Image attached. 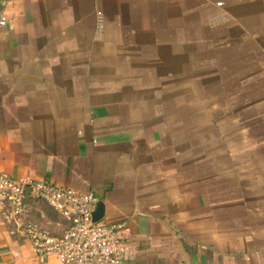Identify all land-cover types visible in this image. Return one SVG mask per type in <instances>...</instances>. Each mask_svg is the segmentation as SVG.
Segmentation results:
<instances>
[{"label":"crops","instance_id":"crops-1","mask_svg":"<svg viewBox=\"0 0 264 264\" xmlns=\"http://www.w3.org/2000/svg\"><path fill=\"white\" fill-rule=\"evenodd\" d=\"M0 15V173L95 194L125 224L126 264H264V135L233 144L224 125L264 122V0H11ZM207 117L203 169L184 137ZM0 264H42L1 215Z\"/></svg>","mask_w":264,"mask_h":264},{"label":"built area","instance_id":"built-area-1","mask_svg":"<svg viewBox=\"0 0 264 264\" xmlns=\"http://www.w3.org/2000/svg\"><path fill=\"white\" fill-rule=\"evenodd\" d=\"M10 2L0 0V5L5 8ZM6 21L0 15L1 27ZM30 200L46 203L64 219L62 234H51L27 220ZM98 201L93 193L81 194L49 181L18 180L0 173V215L30 241L42 264L51 257L59 264H126L134 259L136 251L124 235V223L92 222Z\"/></svg>","mask_w":264,"mask_h":264},{"label":"rangeland","instance_id":"rangeland-1","mask_svg":"<svg viewBox=\"0 0 264 264\" xmlns=\"http://www.w3.org/2000/svg\"><path fill=\"white\" fill-rule=\"evenodd\" d=\"M195 99V98H194ZM193 108V113H198V112H203L199 107H190V109ZM202 109H204V112L207 113V107H201ZM196 109L200 110V111H196ZM186 110H188V108H186ZM199 114V113H198ZM208 114V113H207ZM206 114V115H207ZM252 113L250 112V121L249 122H244L242 123L241 125V122L239 120H234V121H231V122H228L227 124H224L225 127L227 128H231L232 127V130L228 133V135H230L231 132H234V135L236 133V131H239L240 128H243V139L244 137L246 136V132H245V129L244 128H247L248 127V135H250V138L251 136H255L254 138H249L250 139V142L249 144L252 145V144H255V143H252L251 142H255L256 140H259L261 138V136L264 135V122L259 119V121H257V117L256 116H251ZM256 115V114H254ZM188 123V126H186V129L187 131H190V130H193L192 132L188 133V134H185L186 137H184V144L186 145L187 149H188V153L187 156H188V160L189 162H193V160L196 161V164L198 166V158L200 159V164H202V168L203 169H206L207 168V162H203V161H206L207 157H208V149H209V135H210V128L211 130H213L214 128L212 127L211 124H209L208 122V117L207 119H199V121H189L187 122ZM219 130H220V127H217L216 129V133L214 132L213 134L215 135H218L219 134ZM259 136V137H258ZM239 135H235V136H231L230 137V141L232 139V143L233 144H236V142L238 143V139H239ZM183 139V137H182ZM178 140H181L180 138H178ZM222 145L224 146V141L222 140ZM191 148H193V150H191Z\"/></svg>","mask_w":264,"mask_h":264},{"label":"water","instance_id":"water-1","mask_svg":"<svg viewBox=\"0 0 264 264\" xmlns=\"http://www.w3.org/2000/svg\"><path fill=\"white\" fill-rule=\"evenodd\" d=\"M105 217V205L102 201H98L94 211L92 212V222L97 223Z\"/></svg>","mask_w":264,"mask_h":264}]
</instances>
